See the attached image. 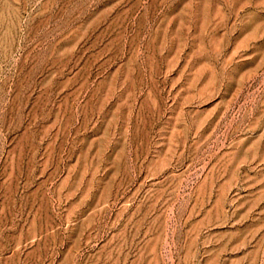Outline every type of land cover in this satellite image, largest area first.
I'll use <instances>...</instances> for the list:
<instances>
[{"label": "rangeland", "instance_id": "1", "mask_svg": "<svg viewBox=\"0 0 264 264\" xmlns=\"http://www.w3.org/2000/svg\"><path fill=\"white\" fill-rule=\"evenodd\" d=\"M0 264H264V0H0Z\"/></svg>", "mask_w": 264, "mask_h": 264}]
</instances>
